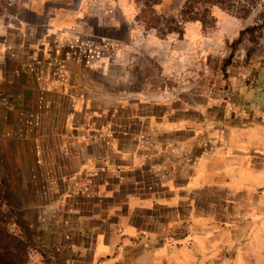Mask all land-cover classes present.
Masks as SVG:
<instances>
[{
  "label": "crops",
  "instance_id": "obj_1",
  "mask_svg": "<svg viewBox=\"0 0 264 264\" xmlns=\"http://www.w3.org/2000/svg\"><path fill=\"white\" fill-rule=\"evenodd\" d=\"M3 24L0 160L26 181L23 210L60 264L264 261L262 92L240 96L250 118L233 103L214 119L184 107L159 115L145 94L98 89L94 45L64 44L63 30L49 26L14 46ZM211 191L226 197H198Z\"/></svg>",
  "mask_w": 264,
  "mask_h": 264
},
{
  "label": "rangeland",
  "instance_id": "obj_2",
  "mask_svg": "<svg viewBox=\"0 0 264 264\" xmlns=\"http://www.w3.org/2000/svg\"><path fill=\"white\" fill-rule=\"evenodd\" d=\"M185 1L161 0L156 12L176 16ZM141 10L142 4L136 0H0V21L8 30L13 28L12 36L6 38L14 46L25 45L32 38L37 40L49 26L63 30L64 44L94 45L103 64L94 73L98 89L112 85L115 90L128 91L130 96H137L138 92L145 94L147 106L162 109L159 115H165L169 107H184L191 108L190 113L196 117L214 119L233 103L242 104L243 116L250 118L243 99L250 91L262 92L264 96V33L258 46L249 40L243 42L232 65L228 68L225 65L232 54V43L241 30L254 24L258 11L242 20L215 9L217 24L214 28L204 29L200 23H191L186 26L183 39L177 35L162 39L156 31L146 30L138 20ZM18 24L27 26L30 31L22 36L15 34ZM33 26L45 31L34 30L31 35ZM57 38L47 39L45 44L50 45ZM250 51L254 53L249 58ZM242 93H245L243 99L240 98ZM130 101L135 103L137 99L125 102ZM2 102L3 106H8ZM262 103L263 100L260 106ZM197 107L209 110L204 109L202 113ZM151 111L155 114L154 109ZM5 133L0 130V148ZM21 180L11 178L0 160V193L8 195L4 201L13 213L11 230L30 244V264H60L61 258L53 249L56 245L51 244V247L41 242L38 235L42 227L33 224L32 212L23 210L21 191L26 190V181ZM198 197L206 203L218 202L226 195L211 191L208 196L200 194ZM258 244L260 246L261 242ZM222 259L223 256L218 257L216 264L228 262Z\"/></svg>",
  "mask_w": 264,
  "mask_h": 264
},
{
  "label": "trees",
  "instance_id": "obj_3",
  "mask_svg": "<svg viewBox=\"0 0 264 264\" xmlns=\"http://www.w3.org/2000/svg\"><path fill=\"white\" fill-rule=\"evenodd\" d=\"M142 4L138 20L146 30H154L162 39L177 35L185 36L186 26L200 23L204 29L214 28L217 18L215 9L234 14L239 19L246 20L255 12L258 15L253 25L241 30L239 37L232 43V54L226 61L225 68L232 65V60L239 47L249 40L258 46L264 33V0H186L176 16L158 14L156 7L161 0H136ZM254 52L250 51L248 56ZM6 193H0V264H30V244L11 230L12 211L5 204Z\"/></svg>",
  "mask_w": 264,
  "mask_h": 264
}]
</instances>
